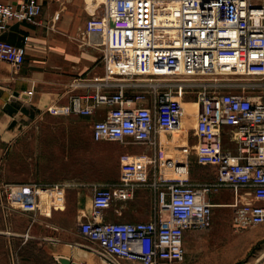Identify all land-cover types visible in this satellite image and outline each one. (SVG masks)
<instances>
[{"label": "built area", "instance_id": "2783aa9c", "mask_svg": "<svg viewBox=\"0 0 264 264\" xmlns=\"http://www.w3.org/2000/svg\"><path fill=\"white\" fill-rule=\"evenodd\" d=\"M41 11L40 0H0V61L15 68L23 63V48L2 36L12 22L39 26ZM82 35L98 38L103 73L73 81V88L85 93L71 96V112L90 116L98 106H108L105 118L91 123L93 140L129 139L155 150L152 156H121L120 180L93 188L91 218L78 224L80 235L95 245L91 251L110 264L180 263L186 232L211 223L208 196L226 189L233 194L235 228L264 224V205L257 203L264 201V0H102ZM159 75L260 81L261 96L197 92L200 143L194 151L197 163L216 167L211 182L190 184L179 175V160L167 158L168 152L157 146L155 134L177 130L184 111L173 85L154 79ZM147 95L152 105L139 106ZM223 126L235 135L236 154L221 145ZM150 166L158 170L151 185L160 188L152 219L103 221L106 209L129 200L146 184ZM169 168L179 176L166 178ZM4 193L10 206L23 212L37 209L33 186L10 185Z\"/></svg>", "mask_w": 264, "mask_h": 264}, {"label": "crops", "instance_id": "0c3cea01", "mask_svg": "<svg viewBox=\"0 0 264 264\" xmlns=\"http://www.w3.org/2000/svg\"><path fill=\"white\" fill-rule=\"evenodd\" d=\"M40 1L39 26L12 22L2 36L23 48V63L15 68L0 61V201L6 200L1 196L3 187L33 186L38 192L37 209L23 212L4 202L0 235L7 244L9 264H60L58 257L76 264H110L91 251L90 242H83L78 224L91 218L93 188L120 180L121 156H152L155 150L129 139L125 143L93 140L91 123L104 119L108 106H98L90 116L70 110L71 96L85 93L83 88H73V81L103 73L98 38L82 35L86 20L99 4L95 0ZM184 92L178 97L182 105ZM138 105L150 107L151 95ZM193 106V112L182 115L177 130L156 133L155 138L167 155H179V175L199 185L215 178L216 167L196 161L194 148L200 139L195 132L197 107ZM220 142L224 149L237 153L235 135L225 126ZM157 171L148 167L146 184L139 185L129 200L113 203L101 219L151 220L160 190L151 185ZM208 201L213 225L186 232L185 257L179 264H264V224L235 228L233 194L228 189L210 194ZM257 203L264 205V201ZM218 236L223 237L224 248L201 245L205 238Z\"/></svg>", "mask_w": 264, "mask_h": 264}, {"label": "rangeland", "instance_id": "374dc122", "mask_svg": "<svg viewBox=\"0 0 264 264\" xmlns=\"http://www.w3.org/2000/svg\"><path fill=\"white\" fill-rule=\"evenodd\" d=\"M154 79L164 84L173 85L171 86V89L177 92L178 97H179V92L186 91L183 94L181 93V95H183L185 99V103L183 104V109H184L183 115L191 113L193 112V110H195L193 105L196 103L197 92L203 89L210 91L211 94H218L221 92H236V93L251 94L255 96L262 95L261 90H260L261 88L257 85L258 83H260V81H258L257 78L250 77V76H237V77H232V78L196 77L193 79H184L176 75H159V76H155ZM179 84H183V85L179 86ZM140 155H146V154H140ZM146 156H149V155H146ZM165 156L167 158L172 156L179 160V155L177 154L167 155L166 153ZM165 172L168 177L179 176V175H175V173L171 174L170 170L168 169ZM2 195L5 198L4 190L1 192V196ZM4 202H6V200L0 201V227L4 226V223H5L4 216L2 213V209H3L2 204ZM212 225L213 223L211 224V226ZM81 238L83 242H87V240L83 236H81ZM223 241H224L223 237L221 236H218L211 240L208 238H205L204 242L201 245L203 246V248L206 247L207 249H211L213 247L219 249V248H224ZM93 246L95 245L90 243L89 247H93ZM7 250L8 248H7L6 241L0 235V264H9L11 262V257L8 255ZM118 264H137V263H130L128 261L121 260L118 262ZM175 264H179V263H175ZM240 264H245V263H240Z\"/></svg>", "mask_w": 264, "mask_h": 264}, {"label": "water", "instance_id": "95a60500", "mask_svg": "<svg viewBox=\"0 0 264 264\" xmlns=\"http://www.w3.org/2000/svg\"><path fill=\"white\" fill-rule=\"evenodd\" d=\"M57 261L60 263V264H76L74 262H71L69 259L67 258H63V257H58L57 258Z\"/></svg>", "mask_w": 264, "mask_h": 264}, {"label": "bare ground", "instance_id": "6f19581e", "mask_svg": "<svg viewBox=\"0 0 264 264\" xmlns=\"http://www.w3.org/2000/svg\"><path fill=\"white\" fill-rule=\"evenodd\" d=\"M101 1H102V0H95V2H96L97 4H100ZM95 2H94V6H95V4H96ZM195 106L197 107V104H196V103H195Z\"/></svg>", "mask_w": 264, "mask_h": 264}]
</instances>
